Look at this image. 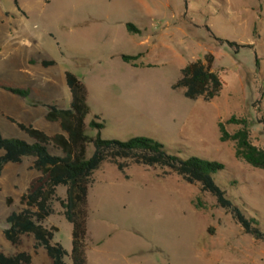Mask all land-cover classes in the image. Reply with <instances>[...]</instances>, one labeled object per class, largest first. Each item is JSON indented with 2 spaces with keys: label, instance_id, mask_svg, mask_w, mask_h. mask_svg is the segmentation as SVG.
I'll list each match as a JSON object with an SVG mask.
<instances>
[{
  "label": "rangeland",
  "instance_id": "rangeland-1",
  "mask_svg": "<svg viewBox=\"0 0 264 264\" xmlns=\"http://www.w3.org/2000/svg\"><path fill=\"white\" fill-rule=\"evenodd\" d=\"M0 0V84L30 90L21 99L0 90V131L32 142L16 125L61 133L45 120L48 108L70 107L65 73L87 87L91 116L104 140L147 137L183 159L225 165L217 176L228 197L264 230V171L238 160L220 141L219 124L246 119L253 143L264 149V0ZM132 24L139 34H130ZM218 40L235 43L237 52ZM213 55L223 82L220 96L190 101L174 90L182 70ZM141 55L133 65L121 57ZM30 61L37 62L30 65ZM54 61L44 69L39 63ZM233 131L234 128H229ZM99 132L87 127V134ZM94 149L89 147L88 156ZM0 155L2 153L0 152ZM33 159L8 165L0 180V252H27L32 264H52L32 237L13 247L6 220L40 174ZM88 195L87 264H264V242L246 235L199 185L166 169L130 164L125 175L105 163ZM57 195L66 199V188ZM11 199L9 207L6 200ZM46 222L54 243L70 255L72 226L58 203ZM66 264H72L70 257Z\"/></svg>",
  "mask_w": 264,
  "mask_h": 264
},
{
  "label": "trees",
  "instance_id": "trees-1",
  "mask_svg": "<svg viewBox=\"0 0 264 264\" xmlns=\"http://www.w3.org/2000/svg\"><path fill=\"white\" fill-rule=\"evenodd\" d=\"M15 5L20 10L18 1ZM130 34H139L132 24L126 25ZM237 52L241 47L235 43L218 40ZM141 55H123L121 60L133 65ZM213 55H206L204 60L188 64L181 72V77L174 85V90H183L184 97L190 101H211L220 96L223 82L219 72L214 70ZM37 62L30 61V65ZM44 69L56 65L54 61L39 63ZM135 66V65H133ZM65 82L71 93L69 109L61 110L55 106L48 109L45 120L58 124L61 133L47 135L32 126L19 124L11 118L7 120L16 125L32 142L16 138H5L0 131V180L6 166L21 165L26 159H33L32 169L40 174L27 192L21 197L22 209L13 212L6 220L8 227L3 235L13 247H19L23 237H32L35 241L34 251L43 249L52 264H66L65 258L70 257L72 264H87L89 217L88 195L94 180V174L107 163L114 165L125 175L130 164L147 168L166 169L182 178L190 185H199L203 192L210 194L218 206L229 213L246 235L257 241L264 242V230L260 222L249 217L247 212L222 189L217 176L224 172L225 165L208 161L199 157L183 159L171 155L160 142L147 137H135L127 141L104 140L100 132L105 128L99 116H91L88 105L86 85L74 74L65 73ZM0 90L21 99L30 97V90L14 88L0 84ZM87 127L98 133L96 137L87 134ZM229 128H234L230 131ZM220 141L235 145V156L254 169L264 171V149L257 147L251 138L250 124L246 119L232 117L219 124ZM94 152L88 156L89 147ZM60 187L66 188V199L57 195ZM11 206V199L6 200ZM58 203L63 216L72 226V250L70 255L64 248L54 243L57 227H47L46 222L55 215L54 204ZM33 256L21 252L6 256L0 252V264H32Z\"/></svg>",
  "mask_w": 264,
  "mask_h": 264
},
{
  "label": "crops",
  "instance_id": "crops-1",
  "mask_svg": "<svg viewBox=\"0 0 264 264\" xmlns=\"http://www.w3.org/2000/svg\"><path fill=\"white\" fill-rule=\"evenodd\" d=\"M71 103V102H70Z\"/></svg>",
  "mask_w": 264,
  "mask_h": 264
}]
</instances>
